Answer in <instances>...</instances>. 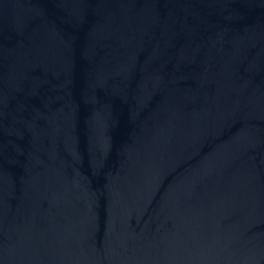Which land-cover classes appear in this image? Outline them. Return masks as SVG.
<instances>
[{
	"label": "water",
	"instance_id": "obj_1",
	"mask_svg": "<svg viewBox=\"0 0 264 264\" xmlns=\"http://www.w3.org/2000/svg\"><path fill=\"white\" fill-rule=\"evenodd\" d=\"M0 264H264V0H0Z\"/></svg>",
	"mask_w": 264,
	"mask_h": 264
}]
</instances>
